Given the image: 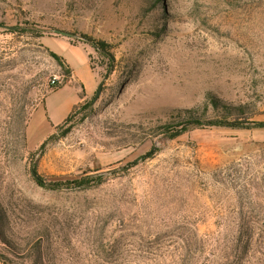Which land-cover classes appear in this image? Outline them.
I'll list each match as a JSON object with an SVG mask.
<instances>
[{
    "label": "rangeland",
    "instance_id": "rangeland-1",
    "mask_svg": "<svg viewBox=\"0 0 264 264\" xmlns=\"http://www.w3.org/2000/svg\"><path fill=\"white\" fill-rule=\"evenodd\" d=\"M0 264H264V0H0Z\"/></svg>",
    "mask_w": 264,
    "mask_h": 264
},
{
    "label": "trees",
    "instance_id": "trees-1",
    "mask_svg": "<svg viewBox=\"0 0 264 264\" xmlns=\"http://www.w3.org/2000/svg\"><path fill=\"white\" fill-rule=\"evenodd\" d=\"M95 47L100 51H104L97 44H95ZM49 52L58 65L64 69L66 76L71 77L72 70L66 60L53 51ZM79 109L80 107H76L74 113ZM211 112L213 116L210 115ZM246 114H248V111L244 106L233 105L220 99L216 94L208 92L204 106L172 110L168 113L169 117L166 122L157 126L155 130H158L164 138L174 140L198 127L245 128L246 123L240 118ZM38 182L40 185L46 184L42 179H38ZM67 182L78 186H84L85 184L84 179L69 180Z\"/></svg>",
    "mask_w": 264,
    "mask_h": 264
},
{
    "label": "water",
    "instance_id": "water-1",
    "mask_svg": "<svg viewBox=\"0 0 264 264\" xmlns=\"http://www.w3.org/2000/svg\"><path fill=\"white\" fill-rule=\"evenodd\" d=\"M10 29L14 30L15 27H10ZM64 35H66V36H68V37H71V38H76V37H77V36H75V35L68 34V33H64ZM103 86H104V84L101 83L100 86H99V88H98L97 95H96V97H95V99H94L95 102L99 100V98H100V96H101V94H102V91H103ZM148 156H149V155H147L146 157H148Z\"/></svg>",
    "mask_w": 264,
    "mask_h": 264
},
{
    "label": "crops",
    "instance_id": "crops-1",
    "mask_svg": "<svg viewBox=\"0 0 264 264\" xmlns=\"http://www.w3.org/2000/svg\"><path fill=\"white\" fill-rule=\"evenodd\" d=\"M68 43L70 44V46L71 47H73V48H75V47H78V46H74V45H72L69 41H68ZM87 62H88V58H87ZM70 67V66H69ZM72 70V69H71ZM83 87V86H82ZM83 90L85 91V89L84 88H82V92H83ZM86 92V91H85ZM80 94H82V93H80ZM47 100V99H46ZM46 100L44 101V103L46 102ZM80 101H82V99H81V95H79V98H78V100H77V102L73 105L74 107L75 106H77L79 103H80ZM73 107V108H74ZM73 110V109H72ZM72 112V111H71Z\"/></svg>",
    "mask_w": 264,
    "mask_h": 264
}]
</instances>
